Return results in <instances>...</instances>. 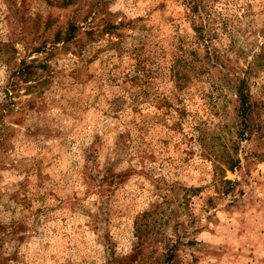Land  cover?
I'll list each match as a JSON object with an SVG mask.
<instances>
[{
    "label": "rangeland",
    "instance_id": "1",
    "mask_svg": "<svg viewBox=\"0 0 264 264\" xmlns=\"http://www.w3.org/2000/svg\"><path fill=\"white\" fill-rule=\"evenodd\" d=\"M207 1L0 0V264H264V0Z\"/></svg>",
    "mask_w": 264,
    "mask_h": 264
},
{
    "label": "trees",
    "instance_id": "2",
    "mask_svg": "<svg viewBox=\"0 0 264 264\" xmlns=\"http://www.w3.org/2000/svg\"><path fill=\"white\" fill-rule=\"evenodd\" d=\"M49 2L52 3V0H48ZM57 3L63 7H66L68 5L73 4L74 0H56ZM185 3L186 7L189 9V14L187 18L190 20V22L193 25V29L196 33V41L201 42L204 40V32H206L208 29V26H211V23L214 21V16H212V13L210 9L208 8V1L207 0H183ZM205 12L204 14H201V12ZM76 25L71 24L70 27L67 30V35L68 37H71L73 35V31L75 30ZM207 29V30H206ZM7 49L5 45L0 44V55H3L7 53ZM256 57V56H255ZM261 55H258L257 58H260ZM222 55L219 54L218 52H213V56H211L210 52H206L205 56V63L210 64V60L213 59L216 62L217 60L222 59ZM30 65L23 63L20 68H18L17 71L14 72V75H20V76H26L29 75L30 73ZM212 68H215V65H211ZM203 70L206 69L202 68ZM2 105V104H0ZM150 214L144 213L137 222H135L136 226V231L141 232L143 227H146V217L149 216ZM141 222V223H140Z\"/></svg>",
    "mask_w": 264,
    "mask_h": 264
},
{
    "label": "crops",
    "instance_id": "3",
    "mask_svg": "<svg viewBox=\"0 0 264 264\" xmlns=\"http://www.w3.org/2000/svg\"><path fill=\"white\" fill-rule=\"evenodd\" d=\"M263 166H264V165H263ZM263 166H262V167H263ZM260 190H261V188L259 189V191H260ZM262 193H263L262 195H263V197H264V189H262Z\"/></svg>",
    "mask_w": 264,
    "mask_h": 264
}]
</instances>
